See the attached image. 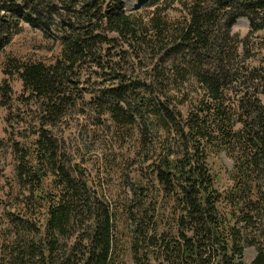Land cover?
<instances>
[{"label": "trees", "instance_id": "obj_1", "mask_svg": "<svg viewBox=\"0 0 264 264\" xmlns=\"http://www.w3.org/2000/svg\"><path fill=\"white\" fill-rule=\"evenodd\" d=\"M174 5L183 15L172 22L160 9L129 14L124 0H0L5 123L38 111L33 155L7 130L0 139L19 188L17 208L0 218V264H245L246 248L264 264V57L250 68L238 53L246 41L231 35L239 18L262 29L264 0H172L163 11ZM23 23L59 42L54 62L5 56ZM85 76L108 85L93 96ZM79 107L138 133L141 180L122 207L62 165L53 131ZM221 151L233 162L224 190L210 163Z\"/></svg>", "mask_w": 264, "mask_h": 264}, {"label": "rangeland", "instance_id": "obj_2", "mask_svg": "<svg viewBox=\"0 0 264 264\" xmlns=\"http://www.w3.org/2000/svg\"><path fill=\"white\" fill-rule=\"evenodd\" d=\"M172 0H124V9L129 14H148L160 9L161 16L165 15L168 20L174 22L182 19V10L177 6H170L165 12L164 2ZM21 31L11 39V42L5 49V56L12 55L22 60L41 61L46 64L52 63L60 54L59 42L53 38L45 36L41 29H33L26 24L20 25ZM54 32V30H53ZM53 35L55 33H52ZM231 35H235L239 40H245L246 48L238 46L240 55L249 56L245 63L250 68H259L262 58L264 57V26L261 30L251 33V25L248 20L239 18L231 28ZM1 56V61L5 59ZM85 88L93 96L101 88L108 85L107 76H85ZM5 79L0 64V84ZM10 86L14 93V98L21 94V84L17 79H9ZM202 92L199 86L191 87L189 93L191 96L198 95ZM232 94V95H231ZM229 91V99L233 100V92ZM196 97V96H195ZM198 97V96H197ZM89 95L86 96V100ZM178 108V103L175 104ZM12 115L15 118L21 110L19 105H12ZM28 115L23 117L24 122L16 125L15 121L11 122V127L5 123L7 109L0 108V139L5 138L4 130L12 134L14 142H19L20 147L29 151L33 155L32 141L35 136H30L32 130L36 128V118L38 111L35 107H30ZM185 113L184 109L178 108ZM27 113V112H26ZM152 121V120H151ZM151 121H147L151 124ZM146 122V123H147ZM153 122V121H152ZM34 125H31L30 124ZM26 131H23V130ZM150 150L157 144V136L154 131H149ZM53 134L59 145V155L63 157L62 165L71 172L78 168L84 180H86L93 190L99 195L109 200L113 206L122 207L131 200H135L137 171L140 170L139 161L134 155L138 150V133L136 129L116 127L107 116H99L97 112L80 107L71 110L67 116L61 119ZM35 135V131H34ZM31 151V152H30ZM210 163L214 175L217 176L218 186L223 190L229 186V174L231 173L233 162L232 159L221 151L214 152L210 157ZM15 161L12 157V150H0V218L4 210L13 211L17 208L15 200L18 196L19 188L14 182ZM140 172V171H139ZM144 171H142V174ZM139 176V173H138ZM45 186L49 189L51 186V176L45 178ZM143 184L150 188V182L146 179ZM52 187V186H51ZM22 194L27 195L26 190ZM20 193V200L23 195ZM40 196H42L39 193ZM44 196V195H43ZM118 207V208H119ZM5 208V209H4ZM43 209L36 213L37 218H41ZM1 221V219H0ZM256 251L253 248H246L244 251V263L251 264L255 259Z\"/></svg>", "mask_w": 264, "mask_h": 264}]
</instances>
